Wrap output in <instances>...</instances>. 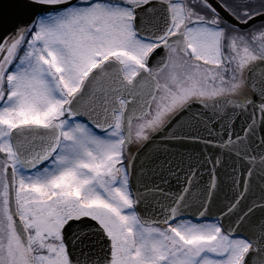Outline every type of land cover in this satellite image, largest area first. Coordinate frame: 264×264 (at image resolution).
I'll use <instances>...</instances> for the list:
<instances>
[{
	"label": "snow or ice",
	"instance_id": "1",
	"mask_svg": "<svg viewBox=\"0 0 264 264\" xmlns=\"http://www.w3.org/2000/svg\"><path fill=\"white\" fill-rule=\"evenodd\" d=\"M0 264H264V0H0Z\"/></svg>",
	"mask_w": 264,
	"mask_h": 264
},
{
	"label": "water",
	"instance_id": "2",
	"mask_svg": "<svg viewBox=\"0 0 264 264\" xmlns=\"http://www.w3.org/2000/svg\"><path fill=\"white\" fill-rule=\"evenodd\" d=\"M192 149H187V151H191ZM181 151H185L184 149H181ZM195 219V218H194Z\"/></svg>",
	"mask_w": 264,
	"mask_h": 264
}]
</instances>
